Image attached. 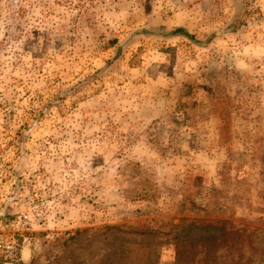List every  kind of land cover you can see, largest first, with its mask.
<instances>
[{
	"label": "rangeland",
	"instance_id": "1",
	"mask_svg": "<svg viewBox=\"0 0 264 264\" xmlns=\"http://www.w3.org/2000/svg\"><path fill=\"white\" fill-rule=\"evenodd\" d=\"M197 219L264 264V0H0V264H173Z\"/></svg>",
	"mask_w": 264,
	"mask_h": 264
},
{
	"label": "trees",
	"instance_id": "2",
	"mask_svg": "<svg viewBox=\"0 0 264 264\" xmlns=\"http://www.w3.org/2000/svg\"><path fill=\"white\" fill-rule=\"evenodd\" d=\"M174 33L193 38L183 27H178ZM194 222L196 228L211 233L204 236L177 237L174 242L173 264H255L253 253L247 252L252 240L247 227H238L225 219H197Z\"/></svg>",
	"mask_w": 264,
	"mask_h": 264
}]
</instances>
